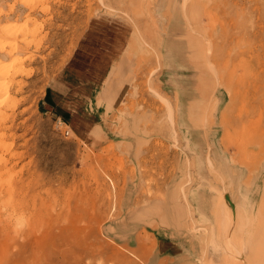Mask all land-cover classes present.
Returning a JSON list of instances; mask_svg holds the SVG:
<instances>
[{
  "label": "rangeland",
  "instance_id": "rangeland-1",
  "mask_svg": "<svg viewBox=\"0 0 264 264\" xmlns=\"http://www.w3.org/2000/svg\"><path fill=\"white\" fill-rule=\"evenodd\" d=\"M14 1L0 264H264V0Z\"/></svg>",
  "mask_w": 264,
  "mask_h": 264
},
{
  "label": "bare ground",
  "instance_id": "bare-ground-1",
  "mask_svg": "<svg viewBox=\"0 0 264 264\" xmlns=\"http://www.w3.org/2000/svg\"><path fill=\"white\" fill-rule=\"evenodd\" d=\"M16 1H18V0H15L14 2H16ZM25 1H27V0H22L21 1L22 2L21 4L22 5H26V4H29V3L31 4V2L28 3V2H25ZM44 9L45 8H42L41 9V12H43L42 10H44ZM91 14H92V11H91ZM30 22H32V21H30V18L27 19V20H25L24 27L21 28L18 32H12L8 26H0V123H2L4 121L6 122V120L9 117V116H7V112L9 110H11L12 107H15V105L13 103L14 101L11 102V100L13 98L12 99L10 98L11 97V88H12V86H14L15 79L18 76H21L22 77V75H28L30 73V72L29 73L26 72L25 69H24V60L25 59L23 60V58L21 59V58L18 57V53L21 52L20 50L22 48V45L30 46V42L28 41V43H27V39L29 37L33 38L35 35H37V32L38 31L36 32V28H35L36 26L35 27L33 26L34 27V30L33 29H31L32 31L31 30L30 31L28 30V27H29L28 24H30ZM35 42L38 43V40L35 41ZM25 58H26V56H25ZM81 76H83V75H81ZM72 81H74V80H72ZM75 82H77V81H75ZM21 86H22V84H21ZM10 103H13V104H10ZM0 128H3V127L0 126ZM8 129H10V128H8ZM0 142H2V140ZM9 145L10 144H8V146ZM8 146L6 144V149H8ZM0 149H1V146H0ZM12 158H13V156H12ZM17 158H19V157H16V159ZM0 163H1V161H0Z\"/></svg>",
  "mask_w": 264,
  "mask_h": 264
},
{
  "label": "crops",
  "instance_id": "crops-1",
  "mask_svg": "<svg viewBox=\"0 0 264 264\" xmlns=\"http://www.w3.org/2000/svg\"><path fill=\"white\" fill-rule=\"evenodd\" d=\"M89 49L99 50L98 48L93 46H89L85 44L81 45V48L79 50V53L77 54V58L75 62H73L70 66L71 67L70 70L73 71L76 69L77 72L75 71V73L77 75L81 74L83 75V77H89L90 80H86V82L90 83L91 85H94V89H95L98 87L97 84L100 83L104 84L108 79L109 75L113 72L114 56H112V60H111L109 59L108 56L100 55L97 56L95 59L91 58V61H89V57L86 54V51H88ZM49 94L47 98L52 99L49 96Z\"/></svg>",
  "mask_w": 264,
  "mask_h": 264
},
{
  "label": "built area",
  "instance_id": "built-area-1",
  "mask_svg": "<svg viewBox=\"0 0 264 264\" xmlns=\"http://www.w3.org/2000/svg\"><path fill=\"white\" fill-rule=\"evenodd\" d=\"M61 125H62V124H61ZM65 134L68 135V134H69V131L66 130V131H65Z\"/></svg>",
  "mask_w": 264,
  "mask_h": 264
}]
</instances>
